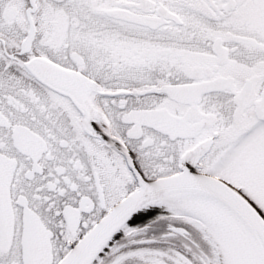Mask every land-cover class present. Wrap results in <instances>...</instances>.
<instances>
[{
    "label": "snow or ice",
    "instance_id": "6c2138e0",
    "mask_svg": "<svg viewBox=\"0 0 264 264\" xmlns=\"http://www.w3.org/2000/svg\"><path fill=\"white\" fill-rule=\"evenodd\" d=\"M0 264H264V0H0Z\"/></svg>",
    "mask_w": 264,
    "mask_h": 264
}]
</instances>
